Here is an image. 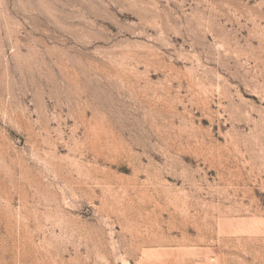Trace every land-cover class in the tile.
Masks as SVG:
<instances>
[{"label":"rangeland","instance_id":"obj_1","mask_svg":"<svg viewBox=\"0 0 264 264\" xmlns=\"http://www.w3.org/2000/svg\"><path fill=\"white\" fill-rule=\"evenodd\" d=\"M0 264H264V0H0Z\"/></svg>","mask_w":264,"mask_h":264}]
</instances>
